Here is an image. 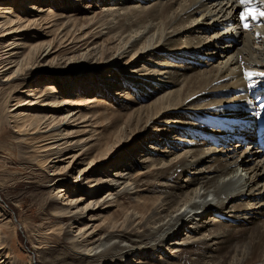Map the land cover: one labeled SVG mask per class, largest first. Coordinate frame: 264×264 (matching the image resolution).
Returning a JSON list of instances; mask_svg holds the SVG:
<instances>
[{
	"label": "bare ground",
	"instance_id": "6f19581e",
	"mask_svg": "<svg viewBox=\"0 0 264 264\" xmlns=\"http://www.w3.org/2000/svg\"><path fill=\"white\" fill-rule=\"evenodd\" d=\"M28 1L41 5L20 17L14 0H0V83L31 82L5 119L45 171L47 229L62 236L35 264H264V153L253 144L264 78L250 88L243 76L264 72V18L245 21L249 34L239 0ZM98 70L112 75L86 84ZM67 90H99L123 107L69 109ZM100 119L108 137H94ZM121 197L130 205L106 217ZM0 258L12 264L1 235Z\"/></svg>",
	"mask_w": 264,
	"mask_h": 264
},
{
	"label": "rangeland",
	"instance_id": "374dc122",
	"mask_svg": "<svg viewBox=\"0 0 264 264\" xmlns=\"http://www.w3.org/2000/svg\"><path fill=\"white\" fill-rule=\"evenodd\" d=\"M24 1L25 0H14V5L12 6L13 11L20 17L32 15L33 12H29V9L41 5L40 2H36L35 4H33L30 1H28V3L23 4ZM21 5L22 7H20ZM237 10L238 5L236 8H234L233 12H235L236 14ZM76 14L78 18L87 17L79 15V11ZM64 15L67 16L66 13ZM241 31L244 33L253 34V29L248 28L247 30H245L244 28H242ZM258 35H260V33L255 32L254 37L256 38ZM49 38L50 37L46 35L42 37L40 41H46ZM19 39H23L21 41L30 43L29 37L27 36L21 37ZM68 43L60 45L56 50L64 48L65 45L66 47H70L72 44H74L70 42ZM55 52L51 53L50 57L58 53ZM58 58H60L61 61V59L63 58L62 53L58 55ZM215 60L216 59H211L207 62L211 63ZM80 67L84 68V66ZM42 69L48 72V70L51 68H48L45 65L44 67H42ZM84 69H86V71ZM84 69L83 71L85 72L82 71L77 76L80 75L85 77L87 75V72H89L88 70H91L89 68ZM37 72L39 71H32L28 75L30 81ZM100 72L101 71L99 70L96 71L95 73H97L98 76L94 75V77L92 76V78H88L84 82L87 84L88 81H91L92 79V82H94V84L96 85L95 87H97V85H100V82H105L112 75L108 72H103L101 74ZM75 73L78 72L76 71ZM54 75H58V73H53L49 77H53ZM60 76H57V78H59ZM1 79L2 78L0 77V80ZM19 83H21V81L13 83V85H16V88L13 87L14 90L12 89V87L8 88L9 84L5 85L4 83H0V235L1 238L4 239L7 254L12 264H35V262H37L38 260V252L41 251L43 248H58V246L61 245L62 236L58 235L57 232H52L51 230L47 229L49 225L48 222L50 221L51 217L48 213L50 212L48 208L50 205L47 204L48 201L46 200V196L50 194L51 189L46 186L49 183H44L46 177V174L44 173L45 171H42L34 166L33 154L26 151L23 146L25 144L23 139L25 138H22V135H17L13 133L11 123L8 124L5 119V115L7 114L6 112H8V110H11L12 107H14L15 98L17 96H23L18 94V91H20L21 89H27V87L32 86L31 82L24 83L23 86H20ZM13 85L11 84V86ZM45 86V84H38L35 86V88L37 90H42L43 88H45ZM101 87H103V85ZM67 93L68 94H66L65 96H62V99H64V102L67 101V105H65V107L69 109H81L82 112H84L87 111L88 108H93L95 106L93 109L96 110L97 113H102L112 112L113 110H118L116 112H119L122 106L118 104L121 101H115L111 97H107L108 94L106 95V93H102L99 90H96L94 94L92 93L87 96L84 95L82 90L76 92V97L71 96L72 92L69 90H67ZM67 95H69L70 97H68ZM137 101L142 102L145 100L140 98L137 99ZM35 106H39V103ZM21 109H28V107H22ZM97 122L98 123L93 124L96 134L94 135V137H108L110 135L109 132L111 128L106 125L107 122L101 119ZM85 125L86 124H80V126L82 127H84ZM110 125L113 126L114 124ZM105 126L107 127L105 128ZM145 136L146 135H144V137ZM165 143L166 141L162 143V146H165ZM168 145H166L165 147H167ZM77 149L75 152H78ZM145 157L149 156L144 153H142L140 156L141 159ZM50 160H54L53 157L50 158ZM118 160L120 162H124L120 156L118 157ZM53 164H55L57 167L61 166V164H58L56 162ZM83 164V161L80 162V168H83ZM134 169H137V172H141L139 171L141 170L139 165L135 166ZM106 170L110 171L108 167L106 168ZM91 175H89L88 182L91 181ZM48 178H50V176H48ZM69 183L70 182L67 183L69 192L71 191L70 193L77 194V192L73 191V187L69 185ZM83 188L85 187L83 186ZM145 190L146 188L143 189V191ZM151 194V191H149L145 193H140L137 196L149 197L151 196ZM126 200L130 201L131 199L121 197L120 203H118V205H109L106 217L116 216L117 218L118 216H120L119 208L117 206L121 207V203L127 205L128 202H126ZM54 204L59 207L60 201L58 202V200H55ZM128 205H130V203H128ZM106 217L104 218V220L106 219ZM98 223L99 221L96 224ZM103 227L104 225L98 226L100 230ZM2 260L3 258H0V264H3ZM155 260L157 261V259ZM138 261H141V264H155L156 262L154 260ZM123 263H125V261Z\"/></svg>",
	"mask_w": 264,
	"mask_h": 264
},
{
	"label": "snow or ice",
	"instance_id": "6c2138e0",
	"mask_svg": "<svg viewBox=\"0 0 264 264\" xmlns=\"http://www.w3.org/2000/svg\"><path fill=\"white\" fill-rule=\"evenodd\" d=\"M239 3L241 5L246 6L245 10L240 12L238 14L239 16V21L242 23L243 28L245 30H247L249 28V24L246 23L245 21L251 17L252 20H260L262 18H264V10H260L257 7H253V0H239ZM262 3H264V0H262ZM244 79L249 81L250 83L248 84V86L251 88L253 87V77L254 76H259L261 78H264V72H259V73H255V72H244L243 73ZM259 109L260 111H257L254 113L255 116L259 117L261 112H264V103L259 104Z\"/></svg>",
	"mask_w": 264,
	"mask_h": 264
}]
</instances>
